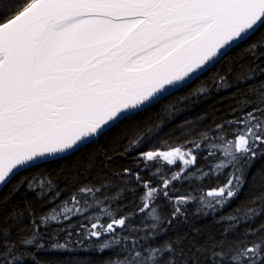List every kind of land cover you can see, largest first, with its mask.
<instances>
[{
	"label": "snow or ice",
	"instance_id": "obj_1",
	"mask_svg": "<svg viewBox=\"0 0 264 264\" xmlns=\"http://www.w3.org/2000/svg\"><path fill=\"white\" fill-rule=\"evenodd\" d=\"M258 178L264 0H0V264H264Z\"/></svg>",
	"mask_w": 264,
	"mask_h": 264
},
{
	"label": "trees",
	"instance_id": "obj_2",
	"mask_svg": "<svg viewBox=\"0 0 264 264\" xmlns=\"http://www.w3.org/2000/svg\"><path fill=\"white\" fill-rule=\"evenodd\" d=\"M232 91V90H230ZM229 103L228 92H222L219 96L213 95L210 99H203L201 102L197 103L190 111L184 112L182 115L177 117V119L173 122V130L179 131V129L175 128L176 124L182 123L186 119L195 120L196 117L201 113H208L209 119H211L213 111H216L217 114L223 112L226 109V106ZM207 122V121H205ZM98 162V161H97ZM84 163H87V158H85ZM255 171V168H253ZM261 181H264V178H258ZM214 183V182H210ZM210 186V185H209ZM244 194L241 193L240 197L234 200L230 205H228L224 209V214L230 213L237 205L243 200ZM21 207L23 205L21 204ZM47 209V206L44 210ZM220 213L218 212L216 216L218 217ZM189 223L181 222L179 228L172 227L168 231V236L175 237L177 234L183 235L185 232L189 234L190 237L196 236V233L192 232V228L200 229L199 239L201 242L211 235H219V230L224 227L223 224L215 223L214 217L212 215L201 216L194 215L193 210L190 208L188 215ZM260 218L257 219V223H259ZM27 223V221H25ZM166 237H162L164 239ZM41 258L49 262V264H68L69 260L79 258L81 260L87 261L88 259L96 260L98 259V254L94 251H84L83 249H77L74 252H59V251H47L39 254Z\"/></svg>",
	"mask_w": 264,
	"mask_h": 264
}]
</instances>
